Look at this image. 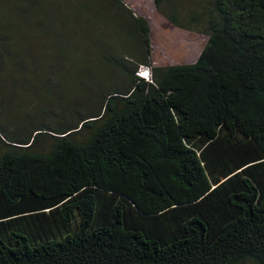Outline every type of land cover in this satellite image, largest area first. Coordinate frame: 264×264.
<instances>
[{
	"label": "trees",
	"instance_id": "1",
	"mask_svg": "<svg viewBox=\"0 0 264 264\" xmlns=\"http://www.w3.org/2000/svg\"><path fill=\"white\" fill-rule=\"evenodd\" d=\"M96 1L98 23L138 56L106 58L121 87L99 91L96 113L14 130L0 100V264H264V0H209L190 21L185 0H154L208 38L175 66L153 65L146 18ZM80 130L94 131L85 144ZM46 138L47 154L29 151Z\"/></svg>",
	"mask_w": 264,
	"mask_h": 264
},
{
	"label": "rangeland",
	"instance_id": "2",
	"mask_svg": "<svg viewBox=\"0 0 264 264\" xmlns=\"http://www.w3.org/2000/svg\"><path fill=\"white\" fill-rule=\"evenodd\" d=\"M122 1L150 23L154 66L196 62L208 38L187 18L192 10L202 12L209 0L184 1L180 12L187 17L185 28L167 20L154 0ZM107 11L108 5L96 0H0V25L12 40V54L4 60L0 80L2 119L14 130L21 129L28 118L43 126L76 113L99 112V91L121 87L120 68H113L106 58H114L122 67L138 53L129 41L98 23L95 12ZM29 18L33 23L26 24ZM45 25L50 29L47 32ZM137 72L151 80L149 68L139 67ZM93 133L80 130L72 139L85 144ZM51 143L46 138L29 151L47 154ZM2 145L0 157L8 152Z\"/></svg>",
	"mask_w": 264,
	"mask_h": 264
}]
</instances>
